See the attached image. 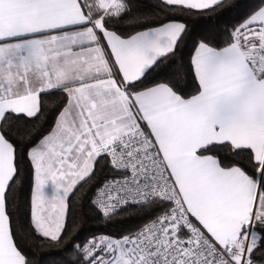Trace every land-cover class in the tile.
<instances>
[{
  "label": "snow or ice",
  "instance_id": "snow-or-ice-1",
  "mask_svg": "<svg viewBox=\"0 0 264 264\" xmlns=\"http://www.w3.org/2000/svg\"><path fill=\"white\" fill-rule=\"evenodd\" d=\"M0 264H264V0H0Z\"/></svg>",
  "mask_w": 264,
  "mask_h": 264
}]
</instances>
